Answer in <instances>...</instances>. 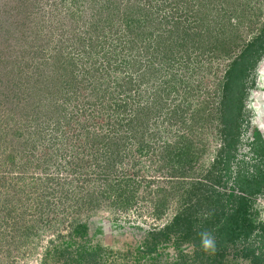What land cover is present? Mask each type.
<instances>
[{"label": "rangeland", "instance_id": "1", "mask_svg": "<svg viewBox=\"0 0 264 264\" xmlns=\"http://www.w3.org/2000/svg\"><path fill=\"white\" fill-rule=\"evenodd\" d=\"M0 264H264V0H0Z\"/></svg>", "mask_w": 264, "mask_h": 264}]
</instances>
